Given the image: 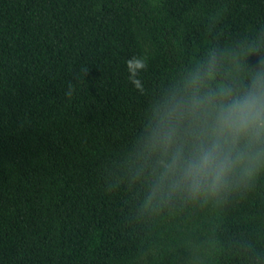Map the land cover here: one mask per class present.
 Returning a JSON list of instances; mask_svg holds the SVG:
<instances>
[{
	"label": "trees",
	"instance_id": "trees-1",
	"mask_svg": "<svg viewBox=\"0 0 264 264\" xmlns=\"http://www.w3.org/2000/svg\"><path fill=\"white\" fill-rule=\"evenodd\" d=\"M212 48L213 86L246 80L264 0H0V264H264V174L160 215L130 182L150 106Z\"/></svg>",
	"mask_w": 264,
	"mask_h": 264
},
{
	"label": "clouds",
	"instance_id": "clouds-1",
	"mask_svg": "<svg viewBox=\"0 0 264 264\" xmlns=\"http://www.w3.org/2000/svg\"><path fill=\"white\" fill-rule=\"evenodd\" d=\"M224 59L223 51L210 49L201 66L186 69L150 106L126 156L130 182L144 185L142 214L222 205L264 174V56L246 80L229 78L220 90L209 77L222 72ZM126 66L129 82L143 95L147 58L133 56ZM72 91L69 84L65 94Z\"/></svg>",
	"mask_w": 264,
	"mask_h": 264
}]
</instances>
